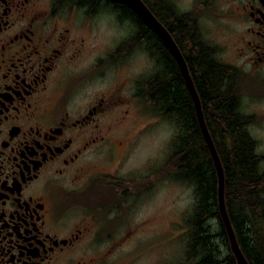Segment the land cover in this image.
I'll list each match as a JSON object with an SVG mask.
<instances>
[{
    "label": "flooded vegetation",
    "instance_id": "af4514ba",
    "mask_svg": "<svg viewBox=\"0 0 264 264\" xmlns=\"http://www.w3.org/2000/svg\"><path fill=\"white\" fill-rule=\"evenodd\" d=\"M142 2L191 77L197 65L180 38L187 27L189 45H201L232 91L255 175L263 176L249 199L236 190L231 223L253 264L240 241L251 252L257 224L264 227V0ZM96 21L104 23L102 34L114 33L99 49L88 42L96 39ZM163 48L177 65L161 36L123 0H0V264H111L121 243L149 227V216L136 212L159 190L161 160L157 153L135 161L139 136L150 128L131 120L139 102L144 113L161 114L145 99L146 77L130 74L129 61L148 58L150 74L159 75ZM121 124L125 133L117 136ZM224 232L222 222L223 240ZM185 235L189 252L192 237ZM188 255L184 264L193 260Z\"/></svg>",
    "mask_w": 264,
    "mask_h": 264
},
{
    "label": "trees",
    "instance_id": "16d2710c",
    "mask_svg": "<svg viewBox=\"0 0 264 264\" xmlns=\"http://www.w3.org/2000/svg\"><path fill=\"white\" fill-rule=\"evenodd\" d=\"M180 33V32H179ZM193 35V28L187 27L180 33L183 48L189 62H196L197 69L193 70L192 80L197 88L203 105L206 124L219 153L224 172V198L229 209L230 222L234 223V202L236 190L247 199L252 194V185L263 176L256 174L254 160L251 156L250 140L243 128L237 123V116L233 109V94L229 87H225L222 73L207 58L201 45H189ZM162 49L165 59L164 71L159 75L150 74L144 80L145 99L152 100V106L176 125L177 133L173 137L172 147L168 155L170 175L183 179L194 186L196 194L195 212L188 219L189 229L186 231L191 238L190 264H235L231 250L227 255L218 256L206 242L210 239L207 223L215 217L222 227V221L217 207L216 172L201 134L195 110L182 75L173 59ZM192 65V64H191ZM201 70L207 75H203ZM207 107L214 109L207 112ZM223 229V228H222ZM259 238L252 251H248L240 241L247 257L254 259L253 264H264V227L257 224ZM225 242L228 246L226 234ZM240 240V239H239ZM248 246V245H247ZM250 259V258H249Z\"/></svg>",
    "mask_w": 264,
    "mask_h": 264
},
{
    "label": "rangeland",
    "instance_id": "374dc122",
    "mask_svg": "<svg viewBox=\"0 0 264 264\" xmlns=\"http://www.w3.org/2000/svg\"><path fill=\"white\" fill-rule=\"evenodd\" d=\"M95 26L96 39L91 36L89 43H97L98 45H95L99 49L114 40V33L102 34L99 31L100 27L105 28L103 21H96ZM135 60L129 61L130 74L136 73L147 77L152 73L154 67L148 58L136 60L137 63L134 62ZM137 107L140 112L136 110L135 118L133 116L131 121L140 124L146 122L150 129L139 136L140 142L135 148V161L139 162L145 157L150 159L151 156L159 153L161 160L159 190L155 195L150 194L149 201L144 204L139 203L136 212L137 218L149 216L147 220L149 227L137 237L136 241L130 239L121 243L114 250L110 261L111 264H184L185 254L191 255V252H187L185 248V234L189 229L187 220L191 219L196 209V194L192 184L170 175L171 165L166 161L178 129L175 123L165 116H150L149 113H144L146 108L143 103H137ZM125 128L126 124L119 125L116 128L117 136L125 133ZM103 164L106 165V162ZM207 227L211 240L206 244L212 246L215 251L218 249V256L227 255L228 246L221 238L219 221L212 217L208 220Z\"/></svg>",
    "mask_w": 264,
    "mask_h": 264
},
{
    "label": "water",
    "instance_id": "95a60500",
    "mask_svg": "<svg viewBox=\"0 0 264 264\" xmlns=\"http://www.w3.org/2000/svg\"><path fill=\"white\" fill-rule=\"evenodd\" d=\"M129 3L134 10L146 21V23L157 32L163 41L166 43V47L169 49L175 61L178 65V68L181 72V75L184 79V82L187 86L189 94L192 98L195 114L197 118V122L201 131V134L206 142V145L209 149V153L215 168L216 172V191H217V207L219 211L220 218L223 222L228 242L229 248L234 255L236 264H248L247 259L243 255L238 242L236 240L235 234L233 232V228L226 210L225 201H224V172L223 167L220 162L218 153L216 151L214 142L210 136L207 125L205 123L203 112L201 109L200 99L196 88L194 86L193 80L187 68V64L185 62L184 57L182 56L178 46L173 41L167 30L164 26L156 19V17L151 13V11L146 7V5L142 2V0H123Z\"/></svg>",
    "mask_w": 264,
    "mask_h": 264
}]
</instances>
